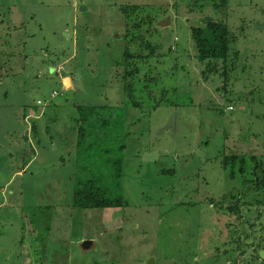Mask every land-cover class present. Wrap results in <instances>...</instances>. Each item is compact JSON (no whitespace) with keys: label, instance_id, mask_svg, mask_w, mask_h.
<instances>
[{"label":"rangeland","instance_id":"374dc122","mask_svg":"<svg viewBox=\"0 0 264 264\" xmlns=\"http://www.w3.org/2000/svg\"><path fill=\"white\" fill-rule=\"evenodd\" d=\"M221 2L0 0V264H264V188L239 214L225 209L252 190L243 180L254 164L246 159L241 175L237 163L234 179L220 164L264 156V0ZM134 6L140 14L125 20ZM206 18L235 37L226 90L217 76L202 79L195 58L190 29ZM142 33L155 53L138 61L137 79L152 81L136 87L135 107L122 54ZM79 106L121 115L117 194L127 207L69 208L66 141ZM147 151L158 157L143 162ZM223 195L221 207L208 203ZM84 240L93 246L83 251Z\"/></svg>","mask_w":264,"mask_h":264},{"label":"trees","instance_id":"16d2710c","mask_svg":"<svg viewBox=\"0 0 264 264\" xmlns=\"http://www.w3.org/2000/svg\"><path fill=\"white\" fill-rule=\"evenodd\" d=\"M221 1V6L226 3V0ZM140 12L139 6L125 8V20L134 17V15L137 16ZM136 21L134 25L140 28V22L136 24ZM190 31L191 40L196 50L195 58L202 68L200 71L202 79L206 81L208 76H217L222 82L221 89H225L231 78V73L236 70L239 58V53L231 48L235 42V37L232 36L223 22H216L210 18L204 19L201 26L191 27ZM144 34L133 36L134 50L126 49L122 54L121 87L126 92L130 104L135 107L140 105V103L133 101L136 87L141 85L142 92L145 93L151 87L149 84L152 81L148 75L145 76L148 78L147 82H141L136 77L140 69L143 68L138 61L143 62L155 53V49H151L148 40H145ZM159 103H154L153 107L155 108L156 104L159 105ZM77 114V117L73 116L69 128L71 141H66L68 145H73L74 150L70 157L75 166V171L68 181L71 189L69 208L101 211L127 207L128 202L125 198L117 194L123 178L122 159L115 154L124 148L123 144L119 143L120 140L122 141L118 123L121 115L114 116L104 107L88 106H79ZM33 130H35V126H33ZM246 159L251 160L254 165L251 171L252 178L243 180V182L252 186V190L248 188L247 191H244L245 195L238 196L235 201L229 200L232 204L225 207L229 212L237 214H239L242 205L249 204L246 202L247 200L244 201L243 199L249 197L250 191L257 192L264 188V156L256 157L248 153L226 154L222 156L220 161L222 169L228 171L230 179H234L237 173L235 169L237 163L239 164L238 172L244 175ZM26 165L25 163L24 166ZM228 199L226 195H223L215 200L210 198L208 203L214 207L217 205L221 207L222 201ZM253 200L259 202L256 199ZM39 208L41 207L39 206ZM40 262H42L41 259ZM235 263L233 262V264Z\"/></svg>","mask_w":264,"mask_h":264},{"label":"water","instance_id":"95a60500","mask_svg":"<svg viewBox=\"0 0 264 264\" xmlns=\"http://www.w3.org/2000/svg\"><path fill=\"white\" fill-rule=\"evenodd\" d=\"M83 7H80V9H82ZM61 84H59L60 86ZM232 154V153H231ZM200 153L198 152L197 153V156H199ZM158 157V153L156 152H152V151H147V152H144L142 157H141V160L145 163H149V162H153L156 158ZM93 246V242L91 240H84L82 241V243L80 244V247L81 249L84 251L86 250L87 248H90ZM153 260L152 259H149L145 264H152Z\"/></svg>","mask_w":264,"mask_h":264},{"label":"crops","instance_id":"0c3cea01","mask_svg":"<svg viewBox=\"0 0 264 264\" xmlns=\"http://www.w3.org/2000/svg\"><path fill=\"white\" fill-rule=\"evenodd\" d=\"M63 31H64V30H63ZM53 34H55V33H53ZM66 37H68V35H67ZM0 39H1V36H0ZM0 43H2V42L0 41ZM57 67H59V66H57ZM63 79H69V78H68L67 76H65ZM60 80H61V79H60ZM60 84H62V83H60ZM39 110H40V107H39L38 110L35 109L34 112H32V113H30V114L24 116V121H25V119H26L27 117L32 116V114L35 115V113H38ZM34 120H35V119H34ZM27 163L29 164V162H27ZM24 168H25V167H24ZM24 168H22V169H24ZM21 172H23V170L19 171L18 173H21Z\"/></svg>","mask_w":264,"mask_h":264},{"label":"built area","instance_id":"2783aa9c","mask_svg":"<svg viewBox=\"0 0 264 264\" xmlns=\"http://www.w3.org/2000/svg\"><path fill=\"white\" fill-rule=\"evenodd\" d=\"M56 72H57V71H56ZM61 85H62V87H63V88H67V87H64V86H63V85H64V84H63V82H62V84H61ZM53 93H54V92H53Z\"/></svg>","mask_w":264,"mask_h":264}]
</instances>
